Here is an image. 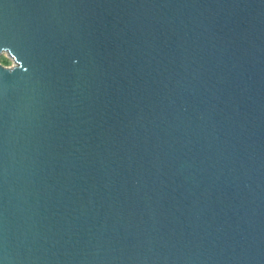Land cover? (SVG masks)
Instances as JSON below:
<instances>
[{
	"label": "water",
	"instance_id": "95a60500",
	"mask_svg": "<svg viewBox=\"0 0 264 264\" xmlns=\"http://www.w3.org/2000/svg\"><path fill=\"white\" fill-rule=\"evenodd\" d=\"M0 264H264V0H0Z\"/></svg>",
	"mask_w": 264,
	"mask_h": 264
},
{
	"label": "rangeland",
	"instance_id": "374dc122",
	"mask_svg": "<svg viewBox=\"0 0 264 264\" xmlns=\"http://www.w3.org/2000/svg\"><path fill=\"white\" fill-rule=\"evenodd\" d=\"M0 62L5 66L15 65V61L13 60V58L10 55H8L6 52L0 53Z\"/></svg>",
	"mask_w": 264,
	"mask_h": 264
}]
</instances>
